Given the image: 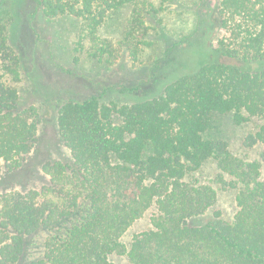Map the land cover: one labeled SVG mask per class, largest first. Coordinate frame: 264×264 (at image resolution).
<instances>
[{"label":"trees","instance_id":"16d2710c","mask_svg":"<svg viewBox=\"0 0 264 264\" xmlns=\"http://www.w3.org/2000/svg\"><path fill=\"white\" fill-rule=\"evenodd\" d=\"M127 5L133 8L122 49L136 63L150 44L148 17L160 21L161 7L147 10L137 0L38 1L47 19L81 20L77 51L85 45L89 59L110 65L115 50L98 30ZM215 21L218 30L209 29L215 41L194 36L192 59L152 98L136 96V87L126 89L123 102L93 96L61 104L57 130L70 159L42 164L49 186L41 193L0 196V264H20L26 238L41 231L48 232L42 252L28 264H114V255L130 264H264V124L244 142L263 148L252 162L235 157L212 131L223 116L236 126L264 120V0H220ZM5 30L0 25V174L22 166L40 121L34 106L21 105L15 84L22 62ZM209 163L238 189L231 221L219 211L203 220L217 192L194 176ZM151 208L150 228L126 246L123 235Z\"/></svg>","mask_w":264,"mask_h":264},{"label":"rangeland","instance_id":"374dc122","mask_svg":"<svg viewBox=\"0 0 264 264\" xmlns=\"http://www.w3.org/2000/svg\"><path fill=\"white\" fill-rule=\"evenodd\" d=\"M38 1L0 0V25L6 27L9 42L22 62L21 81L15 84L21 105L34 106L40 120L38 141L22 166L0 174V196L29 190L41 193L45 186H49V177L42 171V164L70 159L57 130V113L61 104L93 96L104 103L123 102L126 89L136 87L139 88L136 96L152 98L179 68L184 67L187 59H192L191 47L199 45V39L205 44L211 40L214 42L216 38L209 34V29L218 30L215 17L220 0H137L148 5L147 10H151V6L155 9L161 7L157 15L160 21L148 17L149 25L153 27L147 36L150 44L133 63L122 49L133 7L127 5L110 12L98 30L100 38L108 41L115 50V61L110 65L89 59L85 45L84 51H77L84 36L81 20L70 16L47 19L42 15ZM194 36L199 38L196 42ZM0 73H4L1 66ZM4 78L8 76L4 75ZM115 120L119 122L117 118ZM262 124L264 120L254 119L236 126L230 116H223L215 122L212 131L228 142L235 157L252 162L260 159L263 148L259 145L247 147L244 142ZM219 173L218 168L209 163L194 176L199 183L208 184L217 192V201L203 220L219 211L221 218L231 221L237 212L235 197L238 189L228 185L231 176L220 173L219 179ZM262 176L264 178V165ZM154 211V208L147 211L123 235L122 242L126 246L131 244L135 235L150 228ZM47 236V231H41L26 238L20 264H28L40 255ZM111 260L114 264H130L123 256L114 255Z\"/></svg>","mask_w":264,"mask_h":264}]
</instances>
